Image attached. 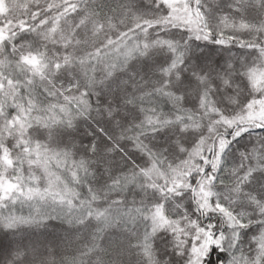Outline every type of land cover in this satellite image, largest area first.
I'll list each match as a JSON object with an SVG mask.
<instances>
[{"label":"snow or ice","instance_id":"snow-or-ice-1","mask_svg":"<svg viewBox=\"0 0 264 264\" xmlns=\"http://www.w3.org/2000/svg\"><path fill=\"white\" fill-rule=\"evenodd\" d=\"M0 264H264V0H0Z\"/></svg>","mask_w":264,"mask_h":264}]
</instances>
